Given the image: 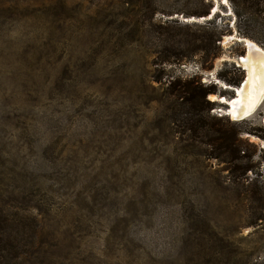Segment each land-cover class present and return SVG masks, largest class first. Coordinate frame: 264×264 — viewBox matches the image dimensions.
I'll use <instances>...</instances> for the list:
<instances>
[{"label":"rangeland","instance_id":"obj_1","mask_svg":"<svg viewBox=\"0 0 264 264\" xmlns=\"http://www.w3.org/2000/svg\"><path fill=\"white\" fill-rule=\"evenodd\" d=\"M152 4L0 0V264H264V98L241 119L201 106L239 132L230 172L169 85L233 97L264 0ZM211 31L212 59L193 51Z\"/></svg>","mask_w":264,"mask_h":264},{"label":"trees","instance_id":"obj_2","mask_svg":"<svg viewBox=\"0 0 264 264\" xmlns=\"http://www.w3.org/2000/svg\"><path fill=\"white\" fill-rule=\"evenodd\" d=\"M122 4L131 5L129 8L127 7L128 14L130 16H136L141 15L145 13L147 17L150 16V13H154V10L151 9V6L154 5L153 0H120ZM142 2L143 4H138L137 2ZM234 1V0H230ZM245 2H250L251 0H242ZM203 3V0H201ZM201 15H206L207 11L200 12ZM138 20V19H136ZM139 27H143L144 21H140ZM209 25V24H208ZM163 29H165L164 26H159ZM133 32L139 33L140 30L137 26L133 28ZM219 34L215 35L214 32H210L206 37H202L199 44H193V51L196 50H205L207 52V55L210 59L216 56V53H213L210 55L211 52L209 51V48L215 44L216 41H219ZM162 44V43H160ZM158 44V45H160ZM124 46V45H123ZM167 46L163 45V50H159V53L163 55V58H161V62L168 63L170 60L168 59L167 52ZM154 51L151 52L152 55H154ZM158 53V54H159ZM147 54H150V52H147ZM179 59V58H177ZM170 86L176 85L174 91L172 92L175 94L176 98L180 100L179 105L186 106L184 113L188 114L186 115V118L184 119V125L187 129L197 132L198 129L205 126L208 128V131H211L213 134L210 136V140L207 142V144L213 145L214 154L212 157L217 158L220 161L229 163L230 172H233V167L235 163L240 161V159L245 157L243 149L241 148L242 140L239 138V132H237L236 128L234 127L233 123L229 122L227 120V123L230 125V127L225 126L224 124L220 125H210L207 126L205 122L203 121V118L200 114V109L202 104L205 106H210L212 101L208 100L206 97L210 93H214L215 90L209 87H205L201 84L195 83L194 80H175L173 82H169ZM242 151V153H241ZM250 169L249 167H245L244 170Z\"/></svg>","mask_w":264,"mask_h":264},{"label":"bare ground","instance_id":"obj_3","mask_svg":"<svg viewBox=\"0 0 264 264\" xmlns=\"http://www.w3.org/2000/svg\"><path fill=\"white\" fill-rule=\"evenodd\" d=\"M245 45V54L238 56L237 59V64L241 65L245 71L242 86L240 88L233 87L237 94L230 98L215 94L208 95L211 100L226 104L224 114L239 119L251 115L257 104H260L264 98V52L254 42L246 41ZM219 86L222 89L231 88L223 83Z\"/></svg>","mask_w":264,"mask_h":264},{"label":"water","instance_id":"obj_4","mask_svg":"<svg viewBox=\"0 0 264 264\" xmlns=\"http://www.w3.org/2000/svg\"><path fill=\"white\" fill-rule=\"evenodd\" d=\"M245 51H246V47H245ZM244 78H245V76H244L243 79L240 81V83L237 85V88H240V87L242 86V83H243V81H244ZM233 92H234L235 95L237 94L235 88L233 89ZM218 96H223V95H218ZM224 97H225V96H224ZM263 97H264V95H263ZM261 99H262V98H261ZM220 103H222V102H220ZM222 104H225V103H222ZM225 105H226V104H225Z\"/></svg>","mask_w":264,"mask_h":264}]
</instances>
